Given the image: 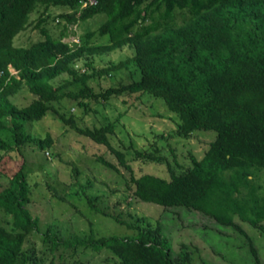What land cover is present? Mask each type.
Instances as JSON below:
<instances>
[{"label": "trees", "instance_id": "obj_1", "mask_svg": "<svg viewBox=\"0 0 264 264\" xmlns=\"http://www.w3.org/2000/svg\"><path fill=\"white\" fill-rule=\"evenodd\" d=\"M87 1L0 0V172L7 180L0 189V212L5 218L4 223L0 221V264H40L48 253L53 255L52 264L56 258L61 264H71L66 253L73 256L80 247L96 252L107 249L118 264H194L186 244L175 255L160 224L155 227L142 217L123 220L101 209L98 198L84 190L78 193L94 212L114 219L133 234L67 238L51 225L41 226L29 209L32 186L24 150L35 146L45 153L53 148L54 138L32 135L26 123L42 121L50 113L110 150L130 175L127 185L133 199L196 211L231 227L246 237L256 263L263 264L251 236L235 216L264 236V191L256 181L264 170V0H96V5H85ZM52 8L70 10L59 16L65 24L57 38L43 26L52 18ZM34 13L39 14L37 28L44 39L28 47L16 46V37L28 29ZM101 14L105 22L81 44L64 41L75 34L71 26ZM97 35L108 37V43L88 46ZM126 47L133 52L129 58L93 75L76 69L87 55ZM124 70L129 72L130 83L99 93L89 85L92 78ZM64 74L73 77V83L67 84L81 83L78 93H66L62 85L54 84ZM25 89L33 100L18 106L12 98ZM126 94L164 102L177 117L175 133L181 139L199 131H214L217 137L202 159L192 156V165L182 174H173L170 180L151 174L137 177L126 153L111 143L115 122L81 128L56 106L66 97L86 108L81 98L102 102ZM5 132L12 133L13 142L4 137ZM135 153L138 159L163 160L139 150ZM98 160L121 173L120 166L101 157ZM10 161L19 166L6 174L3 164ZM73 173L77 178L76 169ZM55 197L68 201L57 192Z\"/></svg>", "mask_w": 264, "mask_h": 264}, {"label": "rangeland", "instance_id": "obj_2", "mask_svg": "<svg viewBox=\"0 0 264 264\" xmlns=\"http://www.w3.org/2000/svg\"><path fill=\"white\" fill-rule=\"evenodd\" d=\"M66 8H52V18L43 26L53 37H60L62 24L59 16L69 13ZM39 14L31 16V25L15 39V45L28 47L44 39L41 28H37ZM104 14L80 22L70 27L75 34L64 38V41L81 44L89 32H96L105 22ZM108 43V37L99 35L90 39L88 46H99ZM133 54L128 47L106 54L87 55L76 64V69L86 70L93 75L107 67L110 63H119ZM87 64H91L89 67ZM15 74L17 72L12 69ZM94 70V71H93ZM82 72V71H81ZM73 83V77L67 74L54 80L56 86L62 85L66 93H78L81 83ZM129 72H114L107 78H92L89 85L95 93L109 87H119L121 83H130ZM66 84V85H65ZM64 85V86H63ZM33 96L26 89L12 98L18 106H26ZM88 107H80L77 101L66 97L62 104H56L68 119L73 117L81 128H95L115 122V134L111 136L112 145L126 153L127 160L137 177L151 174L170 180L173 174L180 175L192 165V156L202 159L209 149L210 143L217 137L214 131H199L189 139L179 138L177 117L168 111L161 100L144 95L114 97L110 101L95 102L90 98H81ZM26 129L36 137L54 138V146L45 153L29 146L24 150L26 170L32 186V199L29 205L31 213L40 219L41 226H53L67 238L75 235L85 237L94 235L97 238L109 236H130L133 234L127 227L114 219L94 212L87 199L78 192L85 191L90 197H97V205L106 212L120 216L123 220L133 221L137 217L145 218L153 226L160 224L163 235L171 242L175 255L183 244L190 247L194 256V264H257L250 251L246 237L231 227L219 225L215 220L196 211L183 208H164L154 203H146L133 199L128 190L129 173L119 165L117 158L104 146L93 142L60 121L53 113L42 121L27 122ZM4 137L13 142V135L5 132ZM153 154L163 158L160 162L138 159L135 151ZM120 166L117 173L103 165L98 159ZM9 164V165H8ZM3 164L6 174L19 164L11 162ZM79 173L75 178L73 171ZM1 170V168H0ZM3 170V168H2ZM0 172V189L7 180ZM257 184L263 186L264 170L258 173ZM52 187V189L49 188ZM66 196L68 201L55 197V193ZM0 221L5 222L0 212ZM235 221L251 236L264 264V236L249 222L235 216ZM264 223V222H263ZM39 241V240H38ZM39 249H42L40 241ZM71 252V251H70ZM67 263L71 264H118L116 257L107 249L96 252L92 249L79 248L73 256L66 253ZM53 255L47 254L44 262L52 264ZM56 264H61L56 258Z\"/></svg>", "mask_w": 264, "mask_h": 264}, {"label": "built area", "instance_id": "obj_3", "mask_svg": "<svg viewBox=\"0 0 264 264\" xmlns=\"http://www.w3.org/2000/svg\"><path fill=\"white\" fill-rule=\"evenodd\" d=\"M88 4H90V5H96L97 4V1L96 0H88L87 2H85V5H88ZM11 71H12L13 74H15L12 69H11Z\"/></svg>", "mask_w": 264, "mask_h": 264}, {"label": "clouds", "instance_id": "obj_4", "mask_svg": "<svg viewBox=\"0 0 264 264\" xmlns=\"http://www.w3.org/2000/svg\"><path fill=\"white\" fill-rule=\"evenodd\" d=\"M11 69H12V68H11ZM14 70H15V69H14ZM15 71H16V70H15ZM16 72H17V71H16ZM17 74H18V72H17ZM17 74H16V75H17Z\"/></svg>", "mask_w": 264, "mask_h": 264}]
</instances>
